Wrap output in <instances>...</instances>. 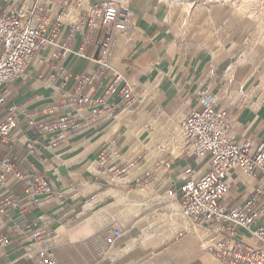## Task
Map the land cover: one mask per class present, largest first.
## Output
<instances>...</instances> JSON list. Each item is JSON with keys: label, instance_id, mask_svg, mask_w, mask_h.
I'll return each instance as SVG.
<instances>
[{"label": "crops", "instance_id": "0c3cea01", "mask_svg": "<svg viewBox=\"0 0 264 264\" xmlns=\"http://www.w3.org/2000/svg\"><path fill=\"white\" fill-rule=\"evenodd\" d=\"M108 1H113L118 9L130 15L132 22L124 32H117L109 25L93 31L86 50V58L74 53L60 55L62 36L68 28V23H65L57 39L58 43L54 45L56 56L48 62L53 49L49 47L35 57L27 71L29 77L10 86L11 92L2 102L1 107L5 109L16 106L24 112L19 115V122L10 133L13 143H9L8 139L0 140V160L14 154L13 160L19 161L23 152L29 161L54 182L55 190L61 197L57 198L58 203H45L23 214L16 213L15 221L20 222L21 227L33 225L46 231L49 243L55 248V257L62 264H221L210 253L201 249L200 239L207 236L206 231L200 229L201 232L204 231L203 238L193 233L192 230L195 228H188L189 230L181 228L176 237L170 238L169 231L161 236V225L153 227L149 225V218L159 216L161 213L152 214L161 212V207L167 209L165 212H174L173 207L165 205L166 201H172L180 206L179 189L189 177L187 171H193L195 174L206 171L210 166V155L196 157L181 145L178 155L171 161L162 163V166L167 168L163 174L164 179H161L165 187L159 189L156 187L159 194L147 196L144 200L146 204L131 217L130 222L123 224L121 218L114 216L97 217L99 211L105 212L110 208V205H98L99 203H111L116 200L117 205L120 200L115 194L106 195L103 183L99 192L92 195L88 193L94 192L98 183L91 184L87 181L83 183L81 191L85 196H79L80 191H73L69 193L72 198L67 199L65 193L74 188L73 184H70V181L74 180L72 177L86 171V168L83 169L87 163L84 160L91 151L101 155L105 149L110 150L109 144L104 146L99 144L87 153L83 151L74 156L72 160L79 159L80 162L66 169L60 178L58 164L54 161L55 158L57 160L59 158L54 156V153L76 148L82 139H93L103 132L94 135L93 132H88L58 147L54 153L41 151L39 157L27 153L26 145L31 142L28 138L32 119L40 111L42 115L46 114V111L39 109L36 102L52 96L42 91L38 93L39 95L36 93L35 97L28 98L41 86H37L36 83L41 82L42 72L53 65L50 67L48 82L53 85L52 78L55 81L61 78L59 86L66 94L64 100L72 104V98L78 93L76 77L92 73L98 68L91 57L94 39L107 33L111 36L108 57L111 69H104L94 81L96 89L88 84L80 90L81 93L95 97L101 95L112 80L111 71L117 72L123 78L117 85L118 89L125 81L134 82L136 95L145 97L144 101L150 103L149 106H154L179 123L192 109L199 107L200 95H206L214 99L217 107L228 112L229 136L232 139L252 142L262 140L264 17L261 19L254 17L255 13H252V10L255 9L243 2L220 3L213 0H86L83 7ZM62 2L63 0H0V5L17 8L22 4L29 7L41 3L54 14L61 8ZM34 20V23L37 22L38 15ZM40 64L44 67H40ZM59 71L63 72V77L57 76ZM32 89L33 91H30ZM117 92L109 100L113 99ZM258 103L260 110L253 111L251 106ZM66 106L55 109L54 115H60L63 110V113L65 110L68 111ZM68 153L69 151H66L62 156H67ZM19 169L21 172L24 171L22 166H19ZM71 170L78 173H70ZM57 177L60 179L59 182ZM11 182L12 177L8 175V182L0 192L6 193ZM124 183L126 186L123 184L114 186L127 192L128 187L136 185L132 180ZM227 183L229 190L225 197L230 205H245L250 195L256 194L253 210L260 212L261 215L255 225H264V212L261 211L264 210V178L233 169ZM62 185L66 188L62 189ZM163 188L167 189V193L171 191L167 197L161 196ZM14 191L19 193L21 186H17ZM54 199L55 197L52 198ZM71 202L74 206H70ZM61 205H65L62 210L59 207ZM99 208L101 209L98 210ZM183 218L179 219L180 226L186 219L184 214ZM193 224L189 227L192 228ZM111 227L120 228L123 236L117 238L112 245L111 258L100 262L95 244ZM173 228L174 226L170 229L172 235L175 232ZM180 231L182 233L179 235ZM244 233H246L244 230H237V238L245 244L252 245L253 241ZM24 241V235H16L10 245L1 247L0 264H30L31 255L25 253Z\"/></svg>", "mask_w": 264, "mask_h": 264}, {"label": "built area", "instance_id": "2783aa9c", "mask_svg": "<svg viewBox=\"0 0 264 264\" xmlns=\"http://www.w3.org/2000/svg\"><path fill=\"white\" fill-rule=\"evenodd\" d=\"M85 2L63 0L61 8L54 14L41 3L29 7L22 4L17 8L0 5V140L8 139L13 143L10 133L24 112L16 106L9 109L1 107L11 92L10 86L29 77L27 68L30 61L47 47L58 43L65 23H68V28L62 36L60 55L74 53L86 58L93 31L112 25L115 31L124 32L132 22L130 15L118 9L113 1L84 8ZM37 15L38 20L34 23ZM110 37L106 33L94 39L91 57L98 68L76 77L78 93L72 98V104L66 101L61 104L62 107L67 105L68 111L56 118H37L35 115L32 119L27 153L39 157L41 151H55L88 132H93V135L104 132L114 124L119 111L138 109L144 99L135 94V83L125 81L118 89L117 85L123 78L117 72L111 71L112 80L101 95L95 97L80 92L84 86L93 85L104 69H111L108 64ZM55 56L56 51L48 62ZM116 92L118 94L109 100ZM179 126L182 146L189 153L196 157L211 156L209 168L199 174L187 171L189 177L179 189L182 213L192 223L208 230L207 236L200 239L202 251L210 253L221 264H264V225H255L260 212L253 210L256 194L250 195L245 205L237 206L230 205L225 197L229 190L227 177L233 169L264 178V139L256 142L232 139L229 136L228 112L217 107L214 99L206 95H200L199 107L192 109ZM110 153L108 149L102 152L100 166L110 164L107 165L109 172L122 174L125 169L112 164ZM13 159L14 154H11L0 160V190L8 182V175L12 177L6 193L0 192V248L10 245L16 235H24L23 248L31 255L30 264H62L55 257V248L49 243L46 231L33 225L21 227V223L15 221L16 213L23 214L49 203L55 195L58 199L61 197L54 182L29 161L27 155L22 152L19 161ZM19 166L24 171L21 172ZM53 172H56V166ZM158 183L161 188L165 187L162 180ZM17 186H21L19 193L14 191ZM237 229L247 233L253 241L251 246L237 238ZM121 235L120 228L111 227L96 242L95 250L100 262L106 259Z\"/></svg>", "mask_w": 264, "mask_h": 264}, {"label": "rangeland", "instance_id": "374dc122", "mask_svg": "<svg viewBox=\"0 0 264 264\" xmlns=\"http://www.w3.org/2000/svg\"><path fill=\"white\" fill-rule=\"evenodd\" d=\"M213 1L220 2V3H235V2H238L239 0H228L227 2H224V0H213ZM242 2H244L245 4L255 9V10H252V13L253 12L255 13L254 14L255 16L253 15L254 17H256L257 19L258 18L261 19V17H264V0H241L240 3ZM52 66L53 65H51L50 67ZM40 67H44V65L40 64ZM50 67L46 68V70L42 72V75H40L41 82H39L37 86L38 85H41V86L38 89H36L35 94L33 93L31 97L28 98V99L33 98L36 96V93L38 94V93H41L42 91H45L47 92L48 95L52 96V98L45 99L42 101L38 100L36 102L39 105V109H43L44 112L46 111V114H43V115H42V111H40L39 114H37L39 115L38 118H43V117H51V118L55 117L56 118L62 115L64 111L63 110L60 115H54L55 109H62L61 104H63V101H65L64 99H65L66 94H64V90H61V87L59 86L60 84L59 82L61 78H59L58 81H55L52 78L51 83L53 85H51L48 82V77L50 76V72H51ZM62 71L58 72V75H57L58 77H63ZM54 85L57 87H55ZM33 89L30 91H33ZM144 98L145 97H143V99ZM58 99H60V101H58ZM259 104L260 103L253 104L251 106L253 111L260 110ZM126 110L128 112H126ZM140 117L142 119L139 121ZM170 119L174 120L170 117H167L164 113L156 109L154 106L153 107L148 106V102L144 101L140 104V106L136 110H130V109L124 108L121 111H119L117 115L115 116L114 124L110 126L108 129H106V131L103 132L98 137H95L93 139H82L80 141V145L76 148H68L65 151H59L57 153H54L52 151L54 153V156L59 158V160H57V158L54 159V161L58 164V172L60 174L59 178L64 175V173L67 171L66 169H69L73 165L80 162L79 159L72 160L74 156L80 154L83 151L87 153L91 149L93 150L94 148H96L99 144L101 146H104L105 144H109L110 151H112L109 157L111 162L114 163V165H117L118 163H120V166L125 169L122 174L116 175L112 172H109V167H107L106 164L98 167L100 165L99 157L101 155L98 154L99 155L98 157V155L96 154V151L95 152L91 151V153L84 160L85 162H87L83 167V169L86 168V171L80 174H76L72 177L74 180H71L70 184H73L72 187L74 188H71L68 192L65 193V196L67 197V199L72 198L69 196V193H72L73 191H80L79 196L83 195V192L81 191H82L83 183L85 181L91 184L98 183V185H96L97 189L94 192L88 193L89 195L99 192V190L103 186L102 185L103 183L104 191H106L105 194L112 195V196H114L113 194L117 195L120 199L117 202V205L121 204V206H126L125 208L127 209L125 211L120 212L117 209L116 200L111 203L102 202V203H99L98 205L100 204L110 205V208H108L107 211L105 212L99 211V215L97 217L114 216L117 218H121L123 224H127L128 222H130L131 217L136 215L135 213H138L137 211L142 209V207L146 204L144 200L146 199L147 196H151L153 194H159L158 190H156L155 188L157 187V189H159L160 184L158 183V181H160L161 179H164L163 174L167 170L166 167L162 166V163L163 161H171L176 155H178L180 153L179 148L181 147L182 143H181V137H180L179 122H177L176 120L175 121L177 122V128H174V130L171 131L170 133L171 135L175 136V138L177 136V139L175 141L176 145L173 148L170 147V149L164 153L156 152L155 154V153H150V151H142V153L140 154H132V146H134L137 139H136V136H132V135L129 136L128 132L134 125L135 120L139 121L138 123H140L141 131L142 130L152 131L153 122H158L160 124H166V122ZM111 129L115 131H112ZM146 138L147 136L145 134L141 136V139L143 142L147 140ZM174 149L176 150L175 154L173 153ZM152 150H154V148H152ZM66 151H69L68 155L62 156V154L65 153ZM173 154L174 156H172ZM91 166H93L94 168L90 169ZM132 169H134L136 173L134 174L133 177L129 178V171ZM70 173H78V172L71 170ZM131 180H132V183L133 184L136 183V185H133L132 187H128L127 192L118 190L116 189L118 187L114 186V185H120V184H123L126 186V183L124 182L131 181ZM59 181L60 179L58 180V182ZM99 181H101V183ZM145 187L147 189H144L143 191L139 190V188H145ZM149 187H151L150 190H148ZM65 188L66 187L62 185V189H65ZM163 195L165 197L169 195V193H167L166 189L164 188L161 191V196ZM53 197H55V199L51 200L49 204L58 203V199H57L58 197L56 195ZM130 198H134L135 203L133 201H130ZM165 205L168 207H173L174 212L173 213L165 212V210L167 209L165 207H161V212H157V213L155 212L154 214H152V215H156V214L161 213L159 216L157 215L158 217L156 216L155 218L153 217L149 218L150 226L153 227L156 225L158 226L161 225V236L163 233L169 231L176 224V222H179V219L181 218L184 219L182 211H181V207L179 205L173 203L172 201H168V202L166 201ZM64 206L65 205L59 206L60 210H62ZM70 206H74L73 202H71ZM65 207H67V204ZM100 209L101 208H99L98 210ZM126 214L130 217H128ZM89 215L91 216L92 213H90ZM182 224H183L182 226L180 227L178 226L177 230H175L174 234L172 235V238L177 236V232L179 231V229L188 228V224L186 223L185 220H183ZM122 236L123 235H121V237ZM200 236L204 238L205 234H202ZM110 251L107 253L106 259L111 258Z\"/></svg>", "mask_w": 264, "mask_h": 264}, {"label": "bare ground", "instance_id": "6f19581e", "mask_svg": "<svg viewBox=\"0 0 264 264\" xmlns=\"http://www.w3.org/2000/svg\"><path fill=\"white\" fill-rule=\"evenodd\" d=\"M228 0H224V2H227ZM241 2V0H239ZM238 1V2H239ZM239 2V3H240ZM244 3V2H243ZM247 6V4H246ZM49 47H53L52 49V52L51 54L56 51L55 47L54 46H49ZM47 47V48H49ZM46 48V49H47ZM46 49H44L43 51H45ZM42 51V52H43ZM41 52V53H42ZM50 54V55H51ZM36 59V58H34ZM32 59L28 65V68L29 66L31 65L32 61L34 60ZM28 68H27V71H28ZM25 80V79H24ZM37 85V83H36ZM126 112H128L126 110ZM126 114V113H125ZM142 118L140 117L139 121L141 120ZM139 121L135 120L134 122V125L132 126V128L129 130L128 132V135H132V136H136V139L137 141L135 142L134 146H132V154H140L142 153V151H150V153H164V152H167L170 147H175L176 145V139H177V136L175 138V136L171 135V131L174 130V128H177V122L175 120H168L166 122V124H160L158 122H153L152 123V126H153V129L152 131H141L140 129V123H138ZM114 129V128H112ZM111 129V130H112ZM112 131H115V130H112ZM112 133V132H111ZM110 133V134H111ZM145 134L147 136V140L145 142L142 141L141 139V136ZM127 142V141H126ZM152 148H154V150H152ZM152 150V151H151ZM173 153L175 154L176 153V150L174 149ZM174 154L172 156H174ZM94 167L92 166L91 169H93ZM95 171V170H94ZM135 170L132 169L129 171V178L133 177L134 174H135ZM232 173V171H231ZM231 173L229 175H231ZM228 175V177H229ZM227 177V178H228ZM119 180V179H118ZM155 181V180H154ZM152 187V186H151ZM151 187L148 188V190L151 189ZM144 189H147L146 187L145 188H139V190L143 191ZM130 201H133L134 202V198H130ZM135 203V202H134ZM133 203V204H134ZM132 204V205H133ZM134 206V205H133ZM126 206H121V204H118L117 205V209L122 212V211H125L127 208H125ZM183 214V213H182ZM261 215V214H260ZM187 219V218H186ZM185 219V220H186ZM187 221V224H188V228L189 229H194L192 230L193 233H195V235L197 237H199L200 235H202L204 233V231H206V233H208V230L206 227H202L200 225H197V224H193L191 222H189V220H186ZM193 224V226H191L192 228H190L189 226ZM178 226H180L179 222H176V224L174 225V230H176L178 228ZM188 228H184L185 230H189ZM183 229V230H184ZM201 230H204V231H200ZM182 230V231H183ZM237 230H242V229H237ZM182 231H180L179 235L182 233ZM191 231V232H192ZM168 234H170V238L172 237V232L171 230H169ZM121 237V236H120ZM119 237V238H120ZM201 237V236H200ZM115 243V242H114ZM249 245V244H247ZM251 246V245H249ZM205 247V245L203 246V248ZM111 250V249H110ZM132 250V249H131ZM129 253V252H128ZM130 254V253H129Z\"/></svg>", "mask_w": 264, "mask_h": 264}]
</instances>
